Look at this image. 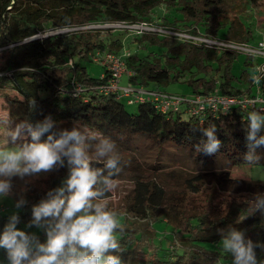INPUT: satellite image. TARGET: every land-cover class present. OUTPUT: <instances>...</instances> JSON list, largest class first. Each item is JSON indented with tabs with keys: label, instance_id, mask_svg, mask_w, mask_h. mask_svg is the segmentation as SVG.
<instances>
[{
	"label": "trees",
	"instance_id": "obj_1",
	"mask_svg": "<svg viewBox=\"0 0 264 264\" xmlns=\"http://www.w3.org/2000/svg\"><path fill=\"white\" fill-rule=\"evenodd\" d=\"M248 5L258 7L259 0H0V72H12L11 77H3L0 82V93L6 102L0 107V122L5 121L1 127L6 132L21 119L35 122L51 114L61 127L88 126L109 137L113 133L147 136L159 145L173 143L195 151L201 129L215 124L220 149L212 154L200 152L197 158L206 163L225 156L235 165L246 164L243 156L248 150L247 113L260 110L258 107L238 105L226 113L209 110L197 116L187 113L184 107L178 112L163 113L154 104L144 102L136 105V112H129L122 99L98 89L109 81V70L103 66L104 72L95 77L82 61L99 63L93 60L98 52L121 55L127 50L130 54L124 60L126 68L135 72L129 77L134 85L163 90L171 82L184 79L194 94L243 97L255 93L256 72L249 67L257 71L258 63L252 61V56L247 55L248 68L237 73L233 66L241 53L232 49L153 32L136 35L122 29L78 27L122 21L156 22L195 35L220 38L224 31L222 40L254 44L263 39L253 42L254 30L242 13ZM50 31L54 33L46 35ZM106 31H122L125 39L133 36L129 50L118 33L112 37L101 35ZM150 45L166 46L169 51L144 53ZM74 83L81 84L84 91L75 94ZM259 83L264 96V77ZM183 112L188 114L187 119ZM25 137L30 140L26 133ZM6 140L1 138L0 143ZM257 151H264V146ZM107 173L105 169L104 174ZM66 175V167L55 168L43 181V187L29 185L27 191L14 182L12 194L4 199L10 205L0 207V229L11 213L18 212L17 227L36 232L44 242L43 230L26 228L32 218L31 207ZM118 176L119 172L114 181ZM151 184L154 189L149 188ZM151 184L136 181L133 201L118 213L115 235L121 243L122 250L117 254L122 257V264H231V256L222 250L217 231L229 225L243 230L253 241L264 242V211L248 212V200L256 192H264L263 181L234 178L228 170L203 172L189 179L180 202L168 203L164 201L163 186ZM20 195L28 203L17 209L15 203ZM112 195V191L106 194L107 198ZM157 221H164L171 228L170 235H166L171 236L168 246L159 237ZM257 253L264 258V251L257 249ZM6 256V250L0 248V260L6 262Z\"/></svg>",
	"mask_w": 264,
	"mask_h": 264
},
{
	"label": "clouds",
	"instance_id": "obj_2",
	"mask_svg": "<svg viewBox=\"0 0 264 264\" xmlns=\"http://www.w3.org/2000/svg\"><path fill=\"white\" fill-rule=\"evenodd\" d=\"M32 103L35 105V99ZM245 127L248 150L243 159L252 165L261 159L257 148L264 146V110L249 111ZM6 133L7 140L0 145V200L12 194L14 177H35L63 167L67 175L31 207L32 218L26 228L43 230L44 242L36 232L17 227L18 212L8 216L0 229V248L7 253L6 262L0 260V264H122L117 254L121 243L115 235L118 213L105 203L113 178L121 170L116 141L88 126L61 127L51 114L35 122L21 119ZM201 133L195 151L216 153L221 147L216 125L201 129ZM93 161L102 167L93 166ZM27 203L20 195L15 207ZM248 205L249 214L264 211V192L254 193ZM217 231L231 264H264L257 253V249L264 251V242L247 238L243 230L231 225Z\"/></svg>",
	"mask_w": 264,
	"mask_h": 264
},
{
	"label": "rangeland",
	"instance_id": "obj_3",
	"mask_svg": "<svg viewBox=\"0 0 264 264\" xmlns=\"http://www.w3.org/2000/svg\"><path fill=\"white\" fill-rule=\"evenodd\" d=\"M242 13L249 18L248 24H250L254 30L255 39L253 42H256L259 38L264 39V0H259L258 7L255 5H248L245 10L243 9ZM153 23L156 25L155 27H168L157 24L156 22ZM51 33H54V31H50L46 33V35ZM117 33L119 37L121 36V38L125 40L128 49V44L132 40L133 36L129 35L125 39L126 34L122 31H116V33L106 31L102 32L101 35L104 37H112L113 34L117 35ZM131 33L133 34V32ZM223 34L224 31L220 32L219 37L223 38ZM39 36L45 35L41 34ZM149 51H156L157 54H160L164 51L168 52L169 50L166 46L150 45L145 48L143 52L148 53ZM247 58L248 57L246 54H239L233 66L235 72H242V70L247 67L245 66V61ZM253 58V62H257V60L260 59L261 61L259 63H264L262 58ZM82 62L83 65L88 67L90 73H92V75L95 77H99L104 72L103 65L99 63L87 61ZM256 65L258 66V64ZM249 70H252L253 73L256 72V74H258L255 69H252V66L249 67ZM202 75L203 74L201 73L198 74L199 77H202ZM130 83L129 76L124 74L120 85L125 86ZM192 88L193 87L183 79L181 81L171 82L168 86L163 87L162 89L174 94L191 96L194 94ZM4 100L5 98L1 96L0 93V107H2V103L4 105L6 104V102H3ZM123 101L125 103L126 109L129 112H136V105L127 104L126 99H123ZM2 113L6 114V111ZM182 116L185 119L189 117L186 112H183ZM4 124L5 121L2 120V122H0V139L7 138L5 130L1 127ZM72 126L73 124H70L66 125L65 127L71 128ZM110 137L117 143V150L121 161V170L117 180L114 181L113 188L111 189L113 195L110 198H107L105 203L109 208L117 211L119 214L124 212L123 207L126 205V203H131L133 201L135 196V182L138 180L147 181L150 184L152 182H156L157 185L163 186V194L165 196L164 201L167 203L180 202L181 195L186 191L189 179L203 172H221L228 170L234 178H239L246 181L264 182V164L250 165L246 163L235 165L231 163L228 157L225 156H219L214 160H209L208 162L203 163L202 160L197 158L198 153L196 151H193L189 148L176 146L173 143L159 145L147 136L124 135L119 133H113ZM0 145H4V143H0ZM263 152L264 151H257V153L261 156V162H264V154L261 155ZM53 171H55V169L48 173H41L38 176L30 178L26 177L24 179L14 177L13 183H19L21 186H23V188H26L29 185H40L43 187V181L47 179L49 174L53 173ZM149 188L154 189L152 184L149 186ZM9 202V200H0L1 209L8 207L10 205ZM193 204L194 201L191 205ZM155 227L159 233L160 239H162L163 245L168 246L169 244L167 239L171 237L166 236L170 235L171 233V228L169 225L164 221H157Z\"/></svg>",
	"mask_w": 264,
	"mask_h": 264
},
{
	"label": "built area",
	"instance_id": "obj_4",
	"mask_svg": "<svg viewBox=\"0 0 264 264\" xmlns=\"http://www.w3.org/2000/svg\"><path fill=\"white\" fill-rule=\"evenodd\" d=\"M156 25L149 22L140 23H127L116 22L97 24L90 26H81L78 29L83 28H95V29H122L129 30L136 35H142L145 32L158 33L160 35L170 36L177 39L188 40L192 42L205 43L207 46H215L219 48H228L239 53H243L249 56L262 58L264 60V39L257 43L249 42H237L233 40H222L215 36H206L202 34H191L188 31L176 30L173 28L155 27ZM67 31V30H66ZM129 51L125 50L123 54L118 55L114 53H96L93 56V60L99 62L105 66L110 73L109 81L106 84H102L98 87L102 93H113L118 99H126V103L129 105H138L140 103L149 102L154 104L158 111L163 113L178 112L183 107L186 108L187 113L191 115L202 116L207 111L212 112H228L233 106H242L243 108H255L264 110V96L261 94V85L259 81L264 77V63H258L257 72L254 78L255 93L251 96H230L221 95L217 93L213 94H193L191 96L179 95L169 93L167 91L147 88L140 85H134L132 83L121 86L120 82L123 74H127L129 77L135 75L134 71L128 70L125 64V57L128 56ZM262 65V66H260ZM259 70V71H258ZM12 72H0V82L3 77H11ZM73 91L75 94H80L84 91V87L79 83L73 84Z\"/></svg>",
	"mask_w": 264,
	"mask_h": 264
},
{
	"label": "crops",
	"instance_id": "obj_5",
	"mask_svg": "<svg viewBox=\"0 0 264 264\" xmlns=\"http://www.w3.org/2000/svg\"><path fill=\"white\" fill-rule=\"evenodd\" d=\"M122 54H123V53H122ZM260 61H261V60H260V59H258L256 63H259ZM125 74H126V73H125ZM123 77H124V74H123ZM123 77H122V78H123ZM169 93H170V92H169Z\"/></svg>",
	"mask_w": 264,
	"mask_h": 264
},
{
	"label": "water",
	"instance_id": "obj_6",
	"mask_svg": "<svg viewBox=\"0 0 264 264\" xmlns=\"http://www.w3.org/2000/svg\"><path fill=\"white\" fill-rule=\"evenodd\" d=\"M36 37H38V36H36Z\"/></svg>",
	"mask_w": 264,
	"mask_h": 264
}]
</instances>
